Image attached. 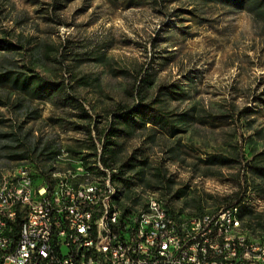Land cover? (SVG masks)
<instances>
[{
	"label": "rangeland",
	"instance_id": "rangeland-1",
	"mask_svg": "<svg viewBox=\"0 0 264 264\" xmlns=\"http://www.w3.org/2000/svg\"><path fill=\"white\" fill-rule=\"evenodd\" d=\"M4 37L20 47L0 50L1 65L39 74L43 88L41 98L30 99L0 87V118L5 120L0 130L22 124L34 136L60 143L48 180L69 171L82 180L111 181L121 208L142 211L156 199L183 218L198 215L187 205L192 196L203 201L202 212H216L225 197L239 194L241 203L228 208L247 206L264 216V198L251 187L255 177L247 166L257 153L264 163V12L257 13L249 0H0ZM57 84L61 95L83 103L91 129L96 124L107 130L118 119L119 107L166 115L178 129L174 135L166 125L147 122L145 130L120 133L118 141L125 156L136 151L138 158L160 167L175 188L188 184V194L168 205L170 194L137 185L130 188L137 201L126 197L130 189L112 178L117 167L104 166L99 157H79L94 150L75 103L48 93ZM148 129L154 130L153 141ZM92 135L99 156L97 132ZM171 147L180 151L177 159ZM212 156L226 161L203 169L202 160ZM20 162L0 167V175L30 169L31 164ZM32 165L39 174V166ZM81 166L84 170L77 169ZM236 232L251 243H264V230L250 232L240 217Z\"/></svg>",
	"mask_w": 264,
	"mask_h": 264
},
{
	"label": "built area",
	"instance_id": "built-area-1",
	"mask_svg": "<svg viewBox=\"0 0 264 264\" xmlns=\"http://www.w3.org/2000/svg\"><path fill=\"white\" fill-rule=\"evenodd\" d=\"M35 170L31 165L21 172L27 195L12 191L11 197H4L0 190V225L12 227V234L0 233V264H233L230 255L245 256L240 264H264V243L218 238L230 205L194 218L168 209L160 219H150L160 221V230H148L127 207L124 214L113 210V221L104 219L110 210L109 189L97 226H90L95 188H68ZM33 178H41L38 190H29ZM78 192H86V199H78ZM5 201H12L11 215H4ZM158 203L151 202V207L158 208ZM205 213H213V220H205ZM168 215H175V223H167ZM184 222H191V229H184ZM105 229H113L115 239L99 238ZM164 229H171V236H164ZM212 240H220L221 248H212Z\"/></svg>",
	"mask_w": 264,
	"mask_h": 264
},
{
	"label": "trees",
	"instance_id": "trees-1",
	"mask_svg": "<svg viewBox=\"0 0 264 264\" xmlns=\"http://www.w3.org/2000/svg\"><path fill=\"white\" fill-rule=\"evenodd\" d=\"M249 2L251 6L256 9L257 13L263 14V0H249ZM235 3L239 4L240 0H235ZM19 47L20 45L12 43L6 37L0 38V50L15 52ZM41 81H43V79L37 73L27 74L20 70L9 69L2 66L0 63V87H8L16 93L28 96L30 99L41 98V91L43 88L41 86ZM61 91L62 85L57 84L56 88L48 90V93H56L55 97L60 93L59 96H62V100L69 102L72 105L73 102L75 103V107L79 110V119L83 121L81 127L86 130L88 138L90 139L88 147L94 150L93 153H86L83 156L80 155V158L85 159L86 157L93 156L96 159L99 157V161L104 166L117 167L118 172L112 173V178L114 180L118 179L122 181L129 189L139 185L147 189L154 187L163 190L165 195H171L168 200V205H171V199H180L188 194V184L175 188L172 179L170 177H166L160 167L152 166L146 158H138L136 151L130 153L128 156H125L122 151V143L118 141L120 133L131 135L134 131L145 130L144 127L147 122L166 125L169 130V134L174 135L178 129L169 122L167 116L162 114L160 110H148L146 107H143L142 109L138 108L132 112L125 107H119L121 112L117 115L118 119L110 122L107 130H98L96 124V128L91 129V115L83 107V103L79 99L65 93H63L65 94L64 97L61 95ZM160 94L164 95L166 92L160 91ZM1 104H3L2 99H0V105ZM4 122L5 120L0 118V124H3ZM151 129H148L150 132L147 138L153 141L154 130ZM93 132L95 134L97 132V138L100 142L99 148L101 152L99 156L97 155V146L95 138L92 135ZM60 148V143L54 137L45 139L41 136H34L31 133V129H23L22 124H18L16 130H0V167L6 166V164L13 161H21L20 163H29L31 165L35 163V165L39 166L38 170L40 175L47 177L48 172L52 169V164ZM67 150L74 154L81 153L80 151H75L73 147H67ZM168 150L169 153H171V156L175 159H177L180 155V151L175 147H171ZM261 154L262 153H257L253 155V158H251L247 166L248 173L255 177L250 181L251 187L259 197L264 198V163L260 159ZM181 161L184 162V159L182 158ZM225 161V159L216 156L203 159L202 162L205 165L203 169H210L217 164H223ZM189 164L192 165L194 170L200 169L198 162H190ZM256 178L258 180H256ZM244 180L246 182L249 179L244 176ZM132 196V201L136 202L137 197L134 193H132V189H130L126 193V197ZM232 198L234 199H231V197H225L223 199L225 203L222 201L220 204L231 205L241 203V196H239V194L234 195ZM117 201L120 207L119 196ZM202 204L203 201L196 196L190 197L189 202L187 203V205L191 207L190 211L191 213L193 212L192 214L202 213ZM233 207L236 206H232L231 208ZM240 207V218L242 225L245 228H248L252 233H260L264 230V216L261 213H255L247 206ZM121 209L124 211L123 208Z\"/></svg>",
	"mask_w": 264,
	"mask_h": 264
},
{
	"label": "bare ground",
	"instance_id": "bare-ground-1",
	"mask_svg": "<svg viewBox=\"0 0 264 264\" xmlns=\"http://www.w3.org/2000/svg\"><path fill=\"white\" fill-rule=\"evenodd\" d=\"M22 170H29L27 167L16 169L15 171L4 172L0 175V190L4 189V197H11L12 191L16 195H27V179L21 178ZM82 170V169H78ZM84 170V169H83ZM79 174H73L67 172L66 174L57 173L53 175L52 182H63L68 184V188H95V197L92 198V205L88 213V221L90 226H97V220L102 209L106 205L109 194V208L105 210L104 219L106 221L114 220L113 210H116V214H124V211L118 205V192L112 186L111 181L106 184L95 183L94 181L85 179L82 180ZM110 175V174H109ZM40 180V181H37ZM41 186V178H33L29 180V190H38ZM78 199H86V192H78ZM151 202H159L158 208L151 207ZM12 201H5L4 215H11ZM166 208L159 200L152 199L147 208L142 212H137V219L141 225H146L148 230H160L159 220L160 213H166ZM195 216L191 217L194 218ZM240 206L233 208H227L223 215V224L226 225L224 230L218 231V238L223 241L238 240L244 237L247 242H250L246 235L238 234L236 227L239 224ZM205 220H213V213H205ZM167 223H175V216L168 215ZM184 229H191V222H184ZM0 233L12 234V227L6 225H0ZM164 236H171V229H164ZM99 238L115 239V232L113 229H105V231H99ZM220 240H212V248H221ZM230 262L233 264L245 263V256L230 255Z\"/></svg>",
	"mask_w": 264,
	"mask_h": 264
}]
</instances>
